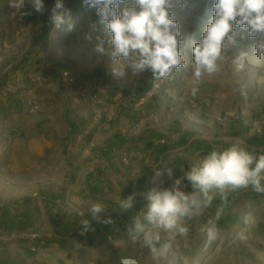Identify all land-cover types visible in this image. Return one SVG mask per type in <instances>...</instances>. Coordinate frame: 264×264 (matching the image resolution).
<instances>
[{
    "label": "rangeland",
    "instance_id": "1",
    "mask_svg": "<svg viewBox=\"0 0 264 264\" xmlns=\"http://www.w3.org/2000/svg\"><path fill=\"white\" fill-rule=\"evenodd\" d=\"M214 2L186 0L183 8L172 11L171 18L184 37L180 51L187 66L154 90L150 71L135 73L125 65L124 75H114L117 65L107 54L95 51L97 37L104 40L106 49L110 48L107 41L111 34L84 0H62L63 8L58 11L66 19L70 17L71 30L67 23L59 29L52 24L56 0H44L43 13L35 12L26 0L21 11L31 14L23 17L9 7V0H0V207L35 200L58 189L66 178L67 166L62 154H57L56 140L42 144L35 128L39 126V132L42 129L36 124L38 119L62 117L72 112L71 108L58 106L50 110L45 102L34 103L35 96L30 92L33 85L40 86L45 80L51 85L52 79H47L46 73L57 66L63 67L61 89L67 94L80 82L94 80L102 89L114 86L121 99L133 96L138 103L157 99L168 107L173 102L187 105L206 112L207 119L215 121V136H225L230 125L237 126L236 132L246 136L247 150L264 153V58H257L254 52L260 37L251 39L246 29L236 28L225 41L229 60L222 70L193 82L192 47L211 20ZM242 51L248 57L244 69L237 71L232 59ZM192 87L198 89L195 96ZM217 123L224 124L226 132ZM230 198L229 218L219 223L220 236L224 237L207 248L200 246L194 264H264V194L249 188L230 193Z\"/></svg>",
    "mask_w": 264,
    "mask_h": 264
},
{
    "label": "crops",
    "instance_id": "2",
    "mask_svg": "<svg viewBox=\"0 0 264 264\" xmlns=\"http://www.w3.org/2000/svg\"><path fill=\"white\" fill-rule=\"evenodd\" d=\"M48 73L52 84L45 80L40 86L33 85L30 92L35 99H31L38 105L45 102L50 110L63 106L72 112L38 119L36 124L42 129L39 132L37 126L35 132L44 145L56 140L57 154H62L67 166L66 178L58 189L35 200L0 207V264H119L122 257H134L139 264H164L126 234L131 217L146 204L144 194L156 186L154 170L172 167L173 178L182 177L197 153L203 156L232 143L250 149L246 136L232 125L225 136H215V121H209L206 112L175 102L168 107L157 99L143 103L133 96L121 99L114 86L102 89L94 80L80 82L67 94L61 89L63 67H53ZM219 126L226 132L224 124ZM161 179L162 187L172 183L166 174ZM132 193H136L133 209L122 212L118 199ZM230 199L229 194L218 223L229 218ZM90 202L105 205L101 217H110L114 223L94 220L88 212ZM220 203L217 197L201 216L187 221L188 247L177 237L189 264H194V255L204 244L200 225L214 215ZM81 219L90 220L94 229L83 236Z\"/></svg>",
    "mask_w": 264,
    "mask_h": 264
},
{
    "label": "clouds",
    "instance_id": "3",
    "mask_svg": "<svg viewBox=\"0 0 264 264\" xmlns=\"http://www.w3.org/2000/svg\"><path fill=\"white\" fill-rule=\"evenodd\" d=\"M30 3L35 12H44V0H30ZM84 4L96 10L99 23L106 25L111 34L107 41L110 48L106 49L104 40L97 37L95 51L107 54L117 65L113 68L114 75H124L125 65L135 73L150 71L156 90L163 81L172 79L178 69L187 66L180 51L184 37L178 23L171 18L172 11L183 8L186 0H84ZM25 5L26 0H9V7L20 17L31 14L21 11ZM62 8V0H56L51 22L56 29L67 23L68 30H71L70 17L66 19L64 13L58 11ZM212 12L200 41L192 47L194 83L222 70L223 64L229 60L224 51L225 41L236 28L246 29L251 39L260 37L254 44V52L257 58H264V0H215ZM230 42L235 43L234 40ZM247 57L248 53L242 51L232 59L237 71L244 69ZM197 91L192 87L191 94L195 96ZM165 174L172 180L169 187L161 186ZM152 182L156 186L144 194L146 204L131 217L126 234L133 243L148 248L158 262L189 264L188 257L181 253L176 242L180 237L184 240V247H188L187 221L201 216L219 197L221 203L214 215L199 227L205 248L215 242L221 233L218 222L228 205L230 193L251 188L257 194H264V153L257 155L240 143H232L228 147L213 148L203 156L195 154L182 177L173 178L172 167L156 169ZM135 199L136 193L118 199L119 209L122 212L133 209ZM104 211L102 203L90 202L88 212L94 220L113 224L110 217H101ZM80 215L83 217L84 212ZM80 224L81 236L94 230L88 219H81ZM76 247L80 244L77 243ZM123 264H135V261L125 260Z\"/></svg>",
    "mask_w": 264,
    "mask_h": 264
},
{
    "label": "built area",
    "instance_id": "4",
    "mask_svg": "<svg viewBox=\"0 0 264 264\" xmlns=\"http://www.w3.org/2000/svg\"><path fill=\"white\" fill-rule=\"evenodd\" d=\"M129 260V261H135V264H139L138 260L134 257H122L118 260L119 264H123V261Z\"/></svg>",
    "mask_w": 264,
    "mask_h": 264
}]
</instances>
